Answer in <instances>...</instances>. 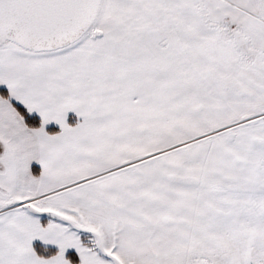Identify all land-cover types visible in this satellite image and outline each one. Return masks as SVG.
Here are the masks:
<instances>
[{
	"label": "snow or ice",
	"instance_id": "6c2138e0",
	"mask_svg": "<svg viewBox=\"0 0 264 264\" xmlns=\"http://www.w3.org/2000/svg\"><path fill=\"white\" fill-rule=\"evenodd\" d=\"M0 264H264V0H0Z\"/></svg>",
	"mask_w": 264,
	"mask_h": 264
}]
</instances>
